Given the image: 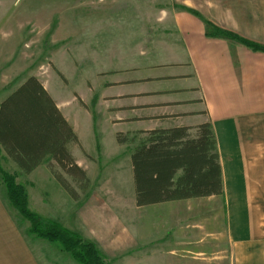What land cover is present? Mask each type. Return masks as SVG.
<instances>
[{
	"label": "crops",
	"instance_id": "0c3cea01",
	"mask_svg": "<svg viewBox=\"0 0 264 264\" xmlns=\"http://www.w3.org/2000/svg\"><path fill=\"white\" fill-rule=\"evenodd\" d=\"M199 10L200 18H181L183 53L178 61L103 72L88 81L84 95L77 92L85 106L43 86L78 137L79 143L69 149L89 180L95 169L90 162L108 154L107 139L116 140L119 133L135 136L116 145L121 156L117 176L127 179L131 189L122 211L112 204L110 190L98 188L73 205L72 217L59 222L93 242L108 264H264V53L215 33L211 26L264 45V5H200ZM99 121L102 128L107 121L117 129L99 130ZM206 123L217 140L223 194L138 207L134 148L149 132L187 127L196 136V128ZM1 154L11 159L3 149ZM52 161L48 156L27 176L51 182ZM13 163L19 183L26 174ZM27 193L32 205L33 195ZM7 199L0 177V264H78L59 247L52 251L39 244L29 225L22 228ZM158 206L166 209L167 234H184L173 240L166 261H160L159 249L154 251V225L144 227V218ZM198 219L204 222H192ZM196 230L203 234L190 238Z\"/></svg>",
	"mask_w": 264,
	"mask_h": 264
},
{
	"label": "rangeland",
	"instance_id": "374dc122",
	"mask_svg": "<svg viewBox=\"0 0 264 264\" xmlns=\"http://www.w3.org/2000/svg\"><path fill=\"white\" fill-rule=\"evenodd\" d=\"M200 5H264V0H0V104L35 77L42 86L58 92L65 100L71 102L76 97L79 104L85 106L77 92L84 95L88 81L102 76L103 72L139 63L154 65L178 61L183 53L179 23L184 16L200 18ZM97 125L99 130L117 129L107 121L103 128L101 121ZM133 135L119 133L116 140L107 139L108 154H102L98 161L90 162L81 151L86 161L95 167L91 175L93 181L89 180L86 187L76 183L73 176L52 161L54 171L70 183L78 200L61 186L51 168V182L40 176L19 177V183L33 195L30 209L46 220L66 222L64 218L73 216L71 209L76 202H81L90 191L105 188V191L110 190L111 202L121 212L131 189L127 179L117 176L121 156L116 145H120L119 136L133 141ZM0 160L6 172L17 173L11 159L6 160L1 154ZM103 181H108V185L104 187ZM2 193L5 195L3 189ZM35 193L42 197V202L35 198ZM7 203L20 219L22 228L30 227V222L21 218L8 199ZM158 207L144 218V227L154 225L155 237L158 235L154 251L157 253L159 249L160 261H166L169 246L176 243L173 241L176 238L183 239L184 234H167L166 209ZM192 222L203 223L204 220ZM202 234L199 230L192 231L190 238ZM35 238L52 251L59 247V244ZM64 257L72 259L66 252Z\"/></svg>",
	"mask_w": 264,
	"mask_h": 264
},
{
	"label": "trees",
	"instance_id": "16d2710c",
	"mask_svg": "<svg viewBox=\"0 0 264 264\" xmlns=\"http://www.w3.org/2000/svg\"><path fill=\"white\" fill-rule=\"evenodd\" d=\"M211 26L215 33L264 53V45ZM193 129L155 130L134 148L132 164L138 207L223 194L222 168L213 127L210 123L197 127L196 136L190 133ZM118 141L128 142L120 136ZM78 143L72 126L37 78L28 79L0 104V154L5 150L24 174H31L50 156L76 183L88 186L86 172L77 165L69 149L70 144ZM51 164L54 177L78 200L70 183ZM0 175L9 203L30 222V234L59 244L78 264H108L93 242L33 212L26 188L17 182V174L2 168L1 160Z\"/></svg>",
	"mask_w": 264,
	"mask_h": 264
}]
</instances>
